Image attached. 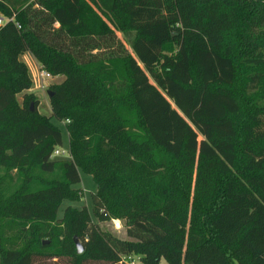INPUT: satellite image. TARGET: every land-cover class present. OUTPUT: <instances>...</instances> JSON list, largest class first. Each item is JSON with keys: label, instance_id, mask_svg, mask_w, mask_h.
Returning a JSON list of instances; mask_svg holds the SVG:
<instances>
[{"label": "trees", "instance_id": "obj_1", "mask_svg": "<svg viewBox=\"0 0 264 264\" xmlns=\"http://www.w3.org/2000/svg\"><path fill=\"white\" fill-rule=\"evenodd\" d=\"M0 16V264H264V0H0ZM117 33L130 50L99 58ZM25 52L64 77L51 116ZM80 170L127 239L84 209L57 220Z\"/></svg>", "mask_w": 264, "mask_h": 264}, {"label": "rangeland", "instance_id": "obj_2", "mask_svg": "<svg viewBox=\"0 0 264 264\" xmlns=\"http://www.w3.org/2000/svg\"><path fill=\"white\" fill-rule=\"evenodd\" d=\"M109 42V47L106 48L104 53H101L100 51H98L99 54V58L101 57H108V56H115V55H124L125 53V48L129 49L128 44L126 43V41L123 39V36L119 33L115 34L114 37L110 38V39H106ZM114 43V44H112ZM130 50V49H129ZM76 51V49L74 50V52ZM76 53V52H75ZM86 54L85 57L84 56H80V60L84 59L86 60ZM21 60L27 65V67L29 68V72L31 75V78L33 80V86L32 89L29 91L30 93H34L40 100V104L38 106V110L41 114L46 115V116H51L52 112H51V107H50V97H49V89L53 84H57L60 83L64 80V77H55V78H47L45 80V82L47 83L46 88L43 89L42 88V84L44 83V81L41 79L40 77V73L41 70L39 68V65L36 61V59L34 58V56L30 53V52H25L21 55ZM250 73L251 71L246 70L244 68H241L239 70V82L237 85V93L241 94V98H244V100L246 99V94L248 96H250V92L247 90L245 96L244 94H242V89H243V84H244V78L245 75L247 73ZM248 73V74H249ZM19 101H22V94L19 95ZM52 122L57 125L61 131H62V135H63V145L61 147H59L57 150L59 151V154H54L53 158L54 159H69L70 158V154H69V137H68V133L65 127L66 122L64 121H59L56 118H52ZM200 162V161H199ZM5 175V171L4 169H0V176H4ZM12 176H16L15 171H13L11 173ZM80 176H81V182L79 184H76L74 186V188L78 189V196H79V200H74V199H66L64 200L59 208H58V213L56 215L57 220H61L64 215L65 212L70 210V209H78V210H87V212L90 214V216L93 218V220L95 222H99L97 218H95L94 214H93V204H92V194L96 192L97 190V186L96 183L93 179L92 176L84 173L82 170H80ZM202 176V177H201ZM209 177V171L208 170H199V171H195L192 174V179L194 180V182L198 181L200 178L201 179H207ZM10 178L7 177V183H10ZM13 182V181H12ZM19 181H17V178L14 180L13 185L11 188L14 189L17 185H19ZM100 226L103 229H107L110 232H112L113 234H115L116 236H118L119 238L122 239H127V234H126V230L123 227L122 222H120L119 220H112L110 222H106V223H100ZM181 231L184 232V234L187 236L189 234V227H183L181 228ZM49 243V241H44ZM133 260H128L126 262V264H143L142 260H141V256L140 255H133L132 257ZM39 263L38 264H69V260L67 259H58V258H54V259H43L40 258L38 259ZM160 264H169L167 262V260L165 258H161L160 260Z\"/></svg>", "mask_w": 264, "mask_h": 264}, {"label": "built area", "instance_id": "obj_3", "mask_svg": "<svg viewBox=\"0 0 264 264\" xmlns=\"http://www.w3.org/2000/svg\"><path fill=\"white\" fill-rule=\"evenodd\" d=\"M12 21H13V18L0 16V26L5 25V24H7L9 22H12ZM40 77L44 81V83L42 84L43 85L42 88L45 89L46 88V85H47V83L45 82V80L47 78H52V77H51V75L49 73H47L45 71H41ZM54 154H56V155L59 154V151L56 150ZM131 259L132 258H130V259H124L123 262L126 263L128 260H131Z\"/></svg>", "mask_w": 264, "mask_h": 264}, {"label": "water", "instance_id": "obj_4", "mask_svg": "<svg viewBox=\"0 0 264 264\" xmlns=\"http://www.w3.org/2000/svg\"><path fill=\"white\" fill-rule=\"evenodd\" d=\"M48 94H49V97L52 96L51 92H48ZM31 109H33V107H31ZM75 243H76V248H77L78 253H82L84 251V247H83L81 241L78 238H76Z\"/></svg>", "mask_w": 264, "mask_h": 264}, {"label": "crops", "instance_id": "obj_5", "mask_svg": "<svg viewBox=\"0 0 264 264\" xmlns=\"http://www.w3.org/2000/svg\"><path fill=\"white\" fill-rule=\"evenodd\" d=\"M58 26V25H57ZM39 65V64H38ZM29 69V68H28ZM131 260H133V259H131Z\"/></svg>", "mask_w": 264, "mask_h": 264}]
</instances>
